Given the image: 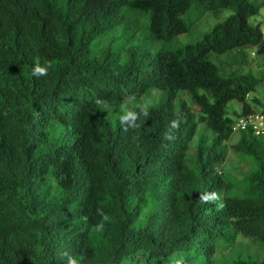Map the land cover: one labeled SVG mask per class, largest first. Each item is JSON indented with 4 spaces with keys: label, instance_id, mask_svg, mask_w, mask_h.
I'll return each instance as SVG.
<instances>
[{
    "label": "trees",
    "instance_id": "obj_1",
    "mask_svg": "<svg viewBox=\"0 0 264 264\" xmlns=\"http://www.w3.org/2000/svg\"><path fill=\"white\" fill-rule=\"evenodd\" d=\"M262 7L0 0V264H219L240 237L264 246V135L231 115L264 110L248 101L264 87ZM122 102L149 105L138 128L121 126ZM230 152L254 164L241 180L219 172Z\"/></svg>",
    "mask_w": 264,
    "mask_h": 264
},
{
    "label": "rangeland",
    "instance_id": "obj_2",
    "mask_svg": "<svg viewBox=\"0 0 264 264\" xmlns=\"http://www.w3.org/2000/svg\"><path fill=\"white\" fill-rule=\"evenodd\" d=\"M257 1H263V0H257ZM230 14H232V11L229 9H223L221 13L216 16L213 12H207L205 16L197 23L196 25V34L192 35H183L180 37L182 42H192L195 40H198L200 37L198 35V32L202 33L208 30H211L214 25H216L219 22H222L224 19H226ZM251 22L254 24H257L258 22L261 23L262 30L264 31V7L261 8L260 13L253 16L251 18ZM255 49L252 50V57H256ZM253 69L257 70V64H253ZM264 70V67H263ZM254 97H258L262 100V104L258 105V109L264 108V87H259V89L256 92H252L249 96L248 101L251 102ZM231 106H234V108L237 111H240L242 108V104L240 102L234 101L231 103ZM231 115L235 118L237 116L234 113H231ZM238 139V135H235L227 142V145L230 146L234 141ZM254 168V164L252 162L251 157L243 156V155H236L233 152H230L228 157L224 162H222L219 166V172L223 177H226L230 180H241L245 177L247 173H249ZM55 186H52V189L50 192H54ZM236 193L235 191H231L230 194ZM251 256L253 258H264V246L260 245L259 243L253 242L248 239H243L240 237L238 242L231 247V249L228 250H221L217 254V259L220 263L226 264L232 259H235L237 257H247ZM219 263V264H220Z\"/></svg>",
    "mask_w": 264,
    "mask_h": 264
},
{
    "label": "clouds",
    "instance_id": "obj_3",
    "mask_svg": "<svg viewBox=\"0 0 264 264\" xmlns=\"http://www.w3.org/2000/svg\"><path fill=\"white\" fill-rule=\"evenodd\" d=\"M50 66V65H49ZM36 73L39 74H45L46 73V68H41L37 66V68L34 70ZM127 98L124 100L126 101ZM96 103H99V100L96 101ZM106 107H108L107 104H105ZM135 108H139V113L135 111ZM120 115H119V121L122 127H124L125 131H128L129 128L136 129L139 127V125L135 124L134 121L137 119L138 115L143 116L147 118L149 116V105L148 104H142V103H137L133 107L129 108L126 103L122 102L120 104ZM132 121L133 123H130ZM179 128V121L176 119H173L170 122L169 125V130L165 132L164 138L166 140H173L175 139L174 133L171 131L173 129L178 130ZM135 139V137H134ZM214 198L215 195H214ZM220 207H223V205H219ZM108 217L105 216V220H107ZM103 225H99L98 227H102ZM62 257H67V264H79V262L75 259L73 256H69L67 252L62 253Z\"/></svg>",
    "mask_w": 264,
    "mask_h": 264
},
{
    "label": "built area",
    "instance_id": "obj_4",
    "mask_svg": "<svg viewBox=\"0 0 264 264\" xmlns=\"http://www.w3.org/2000/svg\"><path fill=\"white\" fill-rule=\"evenodd\" d=\"M234 132L250 130L254 135H264V110L236 118Z\"/></svg>",
    "mask_w": 264,
    "mask_h": 264
}]
</instances>
